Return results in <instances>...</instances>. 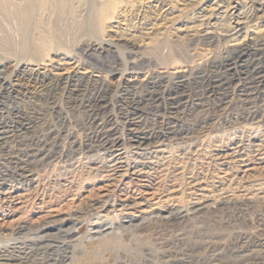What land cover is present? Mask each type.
<instances>
[{"label":"rangeland","instance_id":"374dc122","mask_svg":"<svg viewBox=\"0 0 264 264\" xmlns=\"http://www.w3.org/2000/svg\"><path fill=\"white\" fill-rule=\"evenodd\" d=\"M117 1L0 0V122L8 128L0 172L27 155L26 120L28 136L56 154L31 177L0 185V248L24 240L80 256L75 264H264V86L249 96L240 87L210 91L243 49L264 64V1ZM176 75L189 81L182 110L165 94L159 112L147 105L141 126L177 122L191 138L134 145L128 110L150 80L174 91ZM100 93L108 105L92 112L107 123L88 127L86 105ZM108 131L120 145L94 148L93 136ZM137 170L149 171L150 185ZM204 200L225 202L175 222ZM18 219L24 227L12 228Z\"/></svg>","mask_w":264,"mask_h":264},{"label":"bare ground","instance_id":"6f19581e","mask_svg":"<svg viewBox=\"0 0 264 264\" xmlns=\"http://www.w3.org/2000/svg\"><path fill=\"white\" fill-rule=\"evenodd\" d=\"M27 1V0H26ZM112 1V5H116V1L117 0H111ZM257 1V0H256ZM255 1V2H256ZM259 1H264V0H259ZM59 2V1H58ZM118 2V1H117ZM2 3V2H1ZM22 3V2H21ZM258 3V2H257ZM108 5V2H107ZM111 5V6H112ZM8 7V5H6ZM263 6V5H262ZM262 8V7H261ZM6 9V8H5ZM109 7H105L104 10L108 11ZM115 10V9H113ZM90 11V10H89ZM88 11V12H89ZM105 11V12H106ZM9 13V12H8ZM107 13V12H106ZM21 14V13H19ZM5 15V14H4ZM10 15V14H9ZM6 16V15H5ZM17 17V16H16ZM7 18V17H6ZM8 19V18H7ZM3 25V24H2ZM13 26V25H12ZM5 27V26H4ZM15 27V26H13ZM7 28V27H6ZM9 35V34H8ZM1 36H4L1 34ZM6 37V36H5ZM8 39V38H7ZM211 39V38H210ZM22 41V40H21ZM1 44V43H0ZM12 44V43H11ZM15 46V45H14ZM242 49V48H241ZM248 49V48H247ZM13 50V49H12ZM15 50V49H14ZM262 51V50H261ZM238 52V51H237ZM259 52V51H258ZM131 54V53H130ZM249 54V53H248ZM235 55V54H234ZM253 56V55H252ZM247 57V50L243 49L242 51H240L233 60H231L228 63L227 66V70L229 72V74L227 76H216L213 79L212 82V88H211V93H218L220 95H227L229 94V91L233 88V87H240L244 88V91H246L247 95H251V94H255L259 91V88L264 86V64L261 63V61H254V59H252L253 61H248ZM230 59V58H229ZM134 61V60H133ZM226 64V63H225ZM226 71V70H225ZM224 71V72H225ZM227 72V73H228ZM226 73V74H227ZM73 74V73H72ZM221 74V73H220ZM65 75V74H64ZM75 75V74H73ZM198 75V74H197ZM219 75V74H218ZM59 76V75H58ZM68 76V75H67ZM162 76V75H161ZM62 77V76H61ZM172 77V76H171ZM176 81L174 84V88L175 90L172 91V87L168 88V85L166 83V81L163 80V78H158L155 80H150V82H148L149 87L148 88V92L146 94V96L143 98V101L138 100L136 102H134L131 106V110H128V114L127 117L129 119V122L134 125V127L130 128L131 129V142L135 145H145V144H151L154 141L160 140L161 138H175L178 140H185V139H189L191 138V136H189V132H187V129L185 130L182 126H180L177 122L173 123L175 121H171V126L166 127V129L164 130H160L156 129L155 127L153 128V126L151 128H142L141 125L146 124L144 123V114L148 113V109H147V105H153L152 107L154 108V106L157 109H153L154 112L159 110V107H161L160 105L163 103L164 101V97L165 94H168V97H170V102H169V106L171 107V109L175 110V112L182 110L181 107L182 105H184L187 102V95H186V87L188 86V78L186 75H176L174 76ZM196 77V76H195ZM67 78V77H65ZM64 78V79H65ZM67 80V79H66ZM79 80V79H78ZM149 80V79H148ZM198 80V79H197ZM127 81V80H126ZM129 81V80H128ZM132 81V80H131ZM209 81V80H208ZM212 81V80H211ZM174 82V81H173ZM130 83V82H129ZM146 83V82H145ZM195 83V82H194ZM67 84V83H66ZM171 84V83H170ZM4 85V84H3ZM211 85V84H210ZM138 86V85H137ZM171 86V85H170ZM6 87V86H5ZM208 87V86H207ZM7 88V87H6ZM76 88H78L76 86ZM217 88V90L215 91V89ZM264 88V87H263ZM75 89V88H74ZM235 89V88H234ZM239 89V90H240ZM9 90V89H8ZM79 90H81L79 88ZM168 90V91H167ZM207 90V89H206ZM242 90V89H241ZM131 92V91H130ZM189 92V91H188ZM195 92V91H194ZM81 93V92H78ZM78 93H76L78 95ZM103 93V92H102ZM105 93V92H104ZM133 93V92H132ZM207 93V92H206ZM210 93V92H209ZM208 93V94H209ZM245 93V92H244ZM85 95V94H84ZM124 95V94H123ZM212 95V94H211ZM257 95V94H256ZM80 96V95H79ZM108 96V95H107ZM143 96V95H142ZM259 96V94H258ZM82 97V96H81ZM189 97V96H188ZM223 97V96H222ZM227 97V96H226ZM79 98V97H78ZM93 98V97H92ZM134 98V96H133ZM193 98V97H192ZM191 98V99H192ZM225 98V97H224ZM248 98V97H247ZM84 99V98H83ZM82 99V100H83ZM106 97L105 94H98L95 97L94 100V104H90L88 103L86 105L87 108H89V112L90 109L91 113H89V116L87 118V126L88 125H92V126H98L104 122H100V120L102 119V117H104L103 115L101 116V113H93L92 111H97L100 108L103 107V103L105 101ZM131 99V98H130ZM139 99V98H138ZM168 99V100H169ZM251 99V97H250ZM261 99V98H260ZM80 100V99H79ZM89 100V99H88ZM120 100V99H119ZM133 100V99H132ZM167 100V99H166ZM195 100V99H194ZM193 100V101H194ZM201 100V99H200ZM214 100V99H213ZM84 101V100H83ZM82 101V102H83ZM192 101V102H193ZM251 102V101H250ZM78 103V102H77ZM80 103V102H79ZM86 103V102H85ZM197 103V102H196ZM252 103H255L254 101H252ZM84 104V103H83ZM107 104V103H106ZM262 104V103H261ZM54 105V104H53ZM79 105V104H77ZM108 105V104H107ZM167 105V104H166ZM187 105V104H186ZM76 106V105H75ZM80 106V105H79ZM84 106V105H83ZM126 106V105H124ZM128 106V105H127ZM206 106V105H205ZM254 106V105H253ZM252 106V107H253ZM81 107V106H80ZM185 107V106H184ZM198 107V106H197ZM200 107V105H199ZM202 107V106H201ZM83 108V107H82ZM164 108V106H163ZM188 108V107H187ZM191 108V107H190ZM251 107H249L250 109ZM86 109V108H85ZM84 109V110H85ZM123 109V108H122ZM125 109V108H124ZM145 109H147L148 112L145 111ZM252 109V108H251ZM162 109H160L161 111ZM172 110V111H173ZM198 110V109H197ZM107 111V110H106ZM165 111V110H164ZM184 111V110H183ZM252 111V110H251ZM255 111V110H254ZM111 112V111H110ZM159 112V111H158ZM157 112V113H158ZM195 112V111H194ZM84 113V112H83ZM250 113V112H248ZM18 114V113H17ZM110 114V113H109ZM126 114V113H125ZM172 114V113H171ZM182 114V113H181ZM200 114V113H199ZM258 114V113H257ZM260 114V113H259ZM122 115V114H121ZM149 115V114H147ZM151 115V114H150ZM178 115V114H177ZM262 115V114H261ZM18 116V115H17ZM180 116V115H179ZM185 116V115H184ZM196 116V114H195ZM15 117V116H14ZM111 117V116H110ZM177 117V116H176ZM22 118V117H21ZM26 118V117H25ZM152 118V117H151ZM160 118V117H159ZM196 118V117H195ZM18 119V118H17ZM66 119V118H65ZM177 119V118H176ZM108 119H103V121H106L107 123ZM113 120V118H112ZM190 120V119H189ZM200 120V119H199ZM257 120V119H256ZM3 121V120H2ZM18 121V120H17ZM22 121V120H21ZM31 119L26 120L25 125H24V129L25 131L21 133V138H22V144L21 145H25L27 147V155L24 159H21V161L17 162L16 165V170L14 172L11 173H4V172H0V185H8L9 182L11 181H19L21 179H27L29 177H31L34 173L35 170L40 169L46 165H49L51 162H53L54 160H56V154L54 152L55 147L53 148L52 146L49 147L47 145V143L49 142H45L44 145L42 144V142H39V139H35L34 136H28L30 135V129L31 126ZM62 121V120H60ZM102 121V120H101ZM111 121V120H110ZM148 121V120H147ZM179 121V120H178ZM186 121V120H185ZM15 122V121H14ZM109 122V121H108ZM112 122V121H111ZM6 123V122H5ZM104 123V124H106ZM184 123V122H183ZM10 124V123H9ZM61 124V123H60ZM7 125V124H6ZM4 123L0 122V146L2 147L3 150H6L8 145L5 141L6 139V132L8 131L6 128V126ZM103 125V124H102ZM101 125V126H102ZM113 124H111L112 126ZM130 125V126H132ZM147 125V124H146ZM22 126V125H21ZM61 126V125H60ZM91 126V127H92ZM167 126V125H166ZM23 127V126H22ZM49 127V126H48ZM58 127V126H57ZM89 127V126H88ZM99 127V126H98ZM110 127V125H109ZM108 127V128H109ZM21 128V127H20ZM52 128V127H51ZM54 128V127H53ZM100 128V127H99ZM105 128V127H104ZM165 128V127H164ZM44 129V128H43ZM55 129V128H54ZM102 129V128H101ZM129 129V128H128ZM162 129V128H161ZM195 129V128H194ZM21 130V129H20ZM34 130V129H33ZM32 130V131H33ZM41 130V129H40ZM47 130V129H46ZM88 130V129H87ZM91 130V129H89ZM111 130V129H110ZM109 130V131H110ZM113 130V129H112ZM37 131V129H36ZM48 131V130H47ZM57 131V129H56ZM92 131V130H91ZM101 131V130H100ZM107 131V130H106ZM99 132L96 133V135H94L93 137L96 138L97 140V145H95L97 149H113L117 147L119 140L117 138V133L114 134L112 132ZM16 132V131H15ZM40 132V131H39ZM53 132V131H52ZM115 132V131H114ZM192 132V131H191ZM48 133V132H47ZM46 133V134H47ZM65 133V132H64ZM89 133V132H88ZM130 133V132H129ZM8 134V133H7ZM32 134V132H31ZM52 134V133H51ZM59 134V133H58ZM57 134V135H58ZM121 134V133H120ZM49 135V134H48ZM55 135V134H54ZM93 135V132H92ZM119 135V134H118ZM36 136V135H35ZM39 136V135H38ZM53 136V135H52ZM51 136V138H52ZM46 137V136H45ZM50 137V136H49ZM127 137V136H126ZM37 138V137H36ZM48 138V137H47ZM130 138V137H129ZM43 139V138H42ZM45 139V138H44ZM50 139V138H49ZM57 139V138H56ZM92 139V138H91ZM174 139V140H175ZM165 140V139H164ZM192 140V139H191ZM42 141V140H41ZM48 141V140H47ZM53 141V139H52ZM88 141V140H87ZM57 142V141H56ZM92 142V141H91ZM90 142V143H91ZM130 142V141H128ZM182 142V141H181ZM55 143V142H54ZM127 143V142H126ZM125 143V145H126ZM131 143V144H132ZM50 144V143H49ZM94 144V143H93ZM23 145V146H24ZM47 145V146H46ZM54 145V144H53ZM120 145V143H119ZM19 146V145H18ZM133 146V145H132ZM25 147V148H26ZM93 147V146H92ZM120 147V146H119ZM137 147V146H136ZM23 148V147H22ZM89 148V147H88ZM58 149V147H57ZM60 149V148H59ZM87 149V148H86ZM90 149V148H89ZM80 150V149H79ZM60 151V150H59ZM71 151V150H70ZM112 151V150H111ZM10 152V151H9ZM25 156V155H24ZM91 156V155H90ZM115 156V155H114ZM71 157V156H70ZM18 158V156H17ZM258 159V158H257ZM16 160V159H15ZM241 160V159H239ZM1 162V160H0ZM16 162V161H15ZM13 163V162H12ZM251 163V162H250ZM11 164V163H10ZM16 164V163H15ZM263 165V164H261ZM116 166V165H115ZM117 167V166H116ZM136 167V166H135ZM147 167V166H146ZM11 168V167H10ZM119 168V166H118ZM262 168V167H261ZM115 169V167H114ZM151 169V168H150ZM112 170V169H111ZM120 170V169H119ZM136 170V168H135ZM245 171V170H244ZM112 172V171H111ZM113 172H116L113 170ZM110 173V172H109ZM117 173V172H116ZM139 173L140 177H143L144 181L146 185H150L151 184V179H150V173L149 171H139L137 170L135 172V174L137 175ZM121 174V173H120ZM114 175V174H113ZM110 175L105 174V177L110 178ZM119 176V175H118ZM138 176V175H137ZM136 176V177H137ZM153 176V175H152ZM116 177V176H115ZM112 179V178H111ZM107 181V180H106ZM112 183V182H111ZM11 185V184H10ZM109 185V184H108ZM112 185V184H111ZM13 186V185H12ZM14 187V186H13ZM66 187V186H65ZM149 187V186H148ZM3 188V186L1 187ZM98 188V187H97ZM146 188V187H145ZM149 189V188H148ZM2 190V189H1ZM10 190V188L8 189ZM8 190L4 191V193H9L7 192ZM121 190V189H120ZM150 190V189H149ZM148 190V191H149ZM1 192V191H0ZM10 192H16L13 189H11ZM3 193V192H2ZM122 193V192H121ZM12 194V193H11ZM9 195V194H8ZM13 195V194H12ZM21 195V194H20ZM125 196L127 195L126 193L124 194ZM3 196V195H2ZM15 196V195H14ZM28 196V195H27ZM16 197V196H15ZM154 197V196H153ZM152 197V198H153ZM18 198V197H17ZM22 198V197H21ZM13 199V198H12ZM54 199V198H53ZM20 200V199H19ZM199 200V199H198ZM17 201V199L15 200ZM219 202V201H218ZM215 202V201H199L196 202L190 206H186L184 210H179L174 216V220L176 222V220H182V219H186L189 218L192 215H197L201 212L204 211H209L211 208H213L215 206L214 203L220 204L225 202L224 200L221 202ZM16 203V202H15ZM20 203V201L18 202ZM23 203V202H22ZM172 203V202H171ZM94 206V205H93ZM16 208V207H15ZM127 209V208H126ZM214 209V208H213ZM64 210V209H63ZM214 211V210H213ZM8 212V211H7ZM68 216V215H67ZM66 216V217H67ZM21 219V218H20ZM20 219H18L16 222L12 223L11 227L14 229H22L24 227V225L21 223ZM22 220V219H21ZM3 221V220H2ZM174 222V223H175ZM3 223V222H2ZM47 223V222H46ZM49 227V226H47ZM4 240V239H3ZM261 242V241H260ZM264 242V241H263ZM25 243V241L23 240L22 243L20 245H11L9 247H1L0 248V264H75L76 261L79 259L78 256L75 255H62L60 253H58L57 251H54L52 249H47V250H43V251H35L32 249H29L27 247H25V245H23ZM101 243V242H100ZM259 243V242H258ZM110 244V243H109ZM103 245V244H102ZM111 245V244H110ZM259 245V244H258ZM104 246V245H103ZM110 247V246H109ZM94 250V248H93ZM106 251V250H105ZM234 252V251H233ZM103 253V252H102ZM214 254V253H213ZM87 255V254H86ZM96 255V254H95ZM84 256V255H83ZM77 259V260H76ZM82 259V258H81ZM88 259V258H87ZM240 262V261H239Z\"/></svg>","mask_w":264,"mask_h":264}]
</instances>
